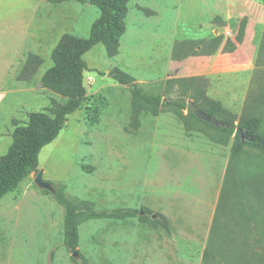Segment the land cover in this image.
I'll list each match as a JSON object with an SVG mask.
<instances>
[{"label":"rangeland","instance_id":"obj_1","mask_svg":"<svg viewBox=\"0 0 264 264\" xmlns=\"http://www.w3.org/2000/svg\"><path fill=\"white\" fill-rule=\"evenodd\" d=\"M98 16V9L88 2L0 0V70L4 67L0 73V157L11 145L14 129L25 126L29 114L49 115L52 101L65 102L40 86L41 77L52 66L51 53L60 38L65 34L87 38ZM243 17L247 25L237 45L234 38ZM124 22L125 32L114 56H108L101 44L83 56L86 98L67 117L57 138L40 151L42 180L52 191L62 188L68 200L97 210L165 211L170 186L167 153L173 146L181 147L193 163L205 157L203 165L215 173L214 190L222 183L221 191L230 193L227 200L221 199L227 202L219 226L227 224L226 228L239 231L244 227L238 224L243 215L253 219L247 228L248 245L261 253L258 258L264 264V178H260L264 177V154L245 145L236 161L240 169L233 168L236 163L229 166L236 132L226 146L217 144L211 128L194 120L187 126L181 119L186 109L175 106L164 107L158 116L142 112L134 130L130 127V87L117 83L112 75L121 71L142 91L164 100L186 105L200 104L206 97L219 102L237 121L248 117L256 93L253 76L264 30V5L260 0H135L128 4ZM218 36L223 42L210 56L185 57L188 48L179 47L180 42ZM227 39L236 44L232 52L222 50ZM193 77L202 79L186 80ZM177 79L184 81L170 82ZM241 140L252 141L248 136ZM190 173L188 168L179 172L180 183L187 185ZM36 174H29L0 199V264H218L202 257L215 211L211 223L204 226L201 219L190 218L191 227L182 234L175 233L174 226L164 230L138 217H82L74 256L64 246L65 212L50 191L35 184ZM207 181L199 174L200 188L183 189L187 208L205 205L202 211L209 212L202 192Z\"/></svg>","mask_w":264,"mask_h":264},{"label":"trees","instance_id":"obj_2","mask_svg":"<svg viewBox=\"0 0 264 264\" xmlns=\"http://www.w3.org/2000/svg\"><path fill=\"white\" fill-rule=\"evenodd\" d=\"M135 0H90V4L99 11L98 18L92 23L87 38H77L68 34L63 35L51 53L52 66L43 74L40 86L47 89L63 99L64 103L51 102L48 113H31L28 115V122L25 126L16 127L12 133V143L7 152L0 157V199L16 190L17 186L29 174L38 173V156L43 147L53 142L60 131L64 128L66 119L81 107L86 98V91L83 85V74L87 65L83 56L94 46L101 44L105 47L108 56L112 57L117 52L120 38L125 32V18L128 11V4ZM51 4H61L64 2L86 3V0H48ZM264 5V0H260ZM247 18L243 17L238 25V31L234 38L236 44L243 41ZM223 38L213 37L210 39H200L180 42L179 47H187L190 55H212L222 44ZM230 39L225 40L222 50L232 52L236 44ZM113 79L121 85H129L131 92V122L130 127L134 130L139 127V116L142 112H147L152 116H158L164 107L175 106L185 110L187 104L173 100H164L158 95L147 94L132 85V81L121 71L112 72ZM202 78L193 77L186 79L189 81H200ZM184 79L171 80V83H179ZM253 85L256 90L252 97V107L248 112V117L244 115L239 118L232 116L217 101L206 97L201 99L200 104H193L201 110L208 118L207 121L200 120L194 115L187 113L181 119L189 126V120L203 123L213 131V141L220 145H227L229 139L240 129L246 133L252 141H243L236 134L233 137L230 163L234 165L239 160L245 145H250L264 154V30L258 44ZM251 96H249L250 99ZM253 108V110H252ZM237 121V125L234 123ZM216 124H219L217 126ZM211 137V136H210ZM238 163V162H237ZM233 168L240 169L238 164ZM230 167H228V170ZM228 172V171H227ZM228 173H226L227 179ZM239 177L245 178L239 173ZM260 178H264L261 176ZM262 182V181H261ZM235 185V184H233ZM237 189V184H236ZM264 188V183L262 186ZM262 194L261 188H257ZM237 191V190H236ZM53 199L63 208L64 215V246L71 253L76 252L78 245L77 226L82 217L90 219H127L138 217L143 223L153 227L168 229L167 219L159 213H153L148 209H128L116 208L112 210H97L93 206L84 202H72L68 200L63 189H54L50 193ZM230 194V193H228ZM227 194V195H228ZM227 195L221 191L215 215L213 217L207 245L203 252V259H211L218 264H258L261 253H256L249 247L251 240L248 232V223L252 218L243 215L239 220L244 226L239 231L233 228H226L222 223L220 215L226 206L227 201L222 202ZM261 195H258L260 197ZM227 214V213H225ZM229 218L226 219V221ZM230 221V219H229ZM230 225V223H229ZM223 227V228H222ZM230 233V236L227 235ZM224 251H228L224 253ZM264 252V250L262 251ZM248 262V263H249ZM262 261L260 262V264ZM85 264V263H84Z\"/></svg>","mask_w":264,"mask_h":264},{"label":"crops","instance_id":"obj_3","mask_svg":"<svg viewBox=\"0 0 264 264\" xmlns=\"http://www.w3.org/2000/svg\"><path fill=\"white\" fill-rule=\"evenodd\" d=\"M10 53H11L10 63L12 64V59H13L12 47H11ZM206 56H210V55H206ZM7 61L5 62V67L8 66ZM3 69L4 67L0 70V73L3 72ZM194 158L196 159L195 155H194ZM204 159L205 157L202 156V159H201L199 156L197 157L198 164L193 163L192 162L193 159L191 155L188 154L187 151L181 149V147H178V146L177 147L173 146L171 149H169L167 153L166 165H167V170L169 171L167 172V175H168L167 177L169 178V185H170L168 186V191L166 192L167 197H166L165 203L167 205L166 206L167 209L165 211L160 210L154 213H159L162 216H164L168 221V229L170 228V225L174 226L176 229L174 231L175 233H178V234L187 233L189 231L188 228L191 227L190 218H195L197 221L201 219V225L203 226L205 225V223H208V224L211 223V220H212L215 208H216V204L219 200V194L221 191L222 183H219L217 186V190H214L216 187V184L213 183L215 173L212 168L207 169L203 165ZM187 168H188V171H191V173H190L189 180H187V183H186L187 185H184V183L183 184L180 183L182 177L179 174V172H184ZM199 174H202V176H204L208 181H210V183H208V181L206 182L205 188L202 191L205 194L203 201H205V204L209 205V212L202 211L205 208V205L204 207H194V209L191 210V208L189 207L187 208L185 204L186 197L183 192V189L184 188L189 189V187H195L197 189L200 188L197 185L199 181ZM214 192L216 193L215 199L214 197H212V193ZM194 200H196V198H194ZM189 204H191V202ZM134 209H140V208H134ZM194 232L196 231L194 230Z\"/></svg>","mask_w":264,"mask_h":264},{"label":"water","instance_id":"obj_4","mask_svg":"<svg viewBox=\"0 0 264 264\" xmlns=\"http://www.w3.org/2000/svg\"><path fill=\"white\" fill-rule=\"evenodd\" d=\"M86 1L90 3V0H86ZM130 86H133V84ZM186 112L194 115L196 118L200 120H204V121L208 120L205 114L201 110H199L197 107H195L191 102L187 103ZM236 134H239L241 136V139H246L247 137L241 130H237ZM34 182L39 188L52 192L51 185L42 180L41 171H38V173L36 174ZM73 255L76 256V252H74Z\"/></svg>","mask_w":264,"mask_h":264}]
</instances>
